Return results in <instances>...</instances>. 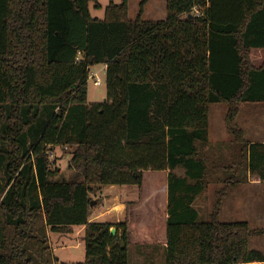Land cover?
I'll list each match as a JSON object with an SVG mask.
<instances>
[{
    "label": "trees",
    "instance_id": "obj_1",
    "mask_svg": "<svg viewBox=\"0 0 264 264\" xmlns=\"http://www.w3.org/2000/svg\"><path fill=\"white\" fill-rule=\"evenodd\" d=\"M90 3L101 8L97 0H0V264H68L48 233L76 227L85 254L74 264H129L115 225L90 221L91 194L140 189L148 170L167 171L166 211L146 227L147 238L164 231L166 264H264L250 248L262 231L218 213L201 221L196 208L211 164L225 184L264 183V143L237 125L242 105L264 103V63L251 61L264 49V0H167L164 21L142 12L131 20L128 0L111 1L101 20ZM99 64L107 99L89 104L90 68ZM213 104L228 105L232 136L217 165L207 149ZM56 148L71 151L70 178L52 167ZM128 226L116 225L124 244Z\"/></svg>",
    "mask_w": 264,
    "mask_h": 264
},
{
    "label": "rangeland",
    "instance_id": "obj_2",
    "mask_svg": "<svg viewBox=\"0 0 264 264\" xmlns=\"http://www.w3.org/2000/svg\"><path fill=\"white\" fill-rule=\"evenodd\" d=\"M97 1L101 8L96 9L95 3H90V12L92 17L101 20L105 18L106 9L111 1L116 5L122 3V0ZM142 2L146 4L141 6ZM166 4L167 0H128V17L135 20L142 12L143 20L164 21L167 17ZM253 53L252 51V65L259 66L262 64V57L259 53ZM91 73L97 74L103 84L95 86L94 81L88 79V103H103L107 99L106 66L94 65L91 67ZM227 111V104L210 106V143L207 149L211 159L215 160V165L224 162L215 159L217 155L227 162L231 153L226 150L228 144H225L232 139L225 120ZM237 125L246 131L248 140L255 139L256 133L264 131V103L242 105ZM70 152L61 148L50 152L52 167L59 169L60 177L70 178L75 173L69 168ZM209 167V184L196 201L200 220L208 221L214 213H218V219L222 222H249L252 229L262 231L251 238L250 248L264 253V183L256 186L250 182L253 178L251 177L241 185H228L222 180L224 172L215 171L212 164ZM177 174H182V171L178 170ZM166 185L167 171L148 170L143 173L140 189L137 185H116L98 189L91 194L94 203L91 206L92 221H108L114 224L112 229H116L118 238L116 243H123V231L118 230L116 225L128 223L129 239L125 247L129 252V264H166L167 240L164 231L160 234H152L150 238L146 236L147 225H153L158 213L166 211L168 192ZM132 225H135V228ZM82 231V228L76 227L69 235L59 236L48 233L54 255L59 256L63 261L66 260L65 263L68 264L82 262L85 253V246L81 240Z\"/></svg>",
    "mask_w": 264,
    "mask_h": 264
},
{
    "label": "crops",
    "instance_id": "obj_3",
    "mask_svg": "<svg viewBox=\"0 0 264 264\" xmlns=\"http://www.w3.org/2000/svg\"><path fill=\"white\" fill-rule=\"evenodd\" d=\"M255 54L256 53H259V55L262 57V64L264 63V49H253L252 50ZM260 60V59H259ZM262 64H260L259 66L257 67H260ZM227 131V130H226ZM245 131V130H244ZM246 132V131H245ZM255 135V134H254ZM256 138L255 139H249L251 142L255 143V142H259V143H264V131L260 132V133H256ZM247 137V136H246ZM251 178V177H250ZM250 182L251 183H254L256 184V186L258 185H261V181L259 180L258 177H253L250 179ZM263 184V183H262ZM167 186V191H168V184L166 185ZM113 187V186H112ZM167 195H168V192H167ZM93 218H90V221H92ZM79 244H81L80 242H78ZM166 248V246H165ZM85 254V253H84ZM59 257V256H58ZM60 258V257H59Z\"/></svg>",
    "mask_w": 264,
    "mask_h": 264
},
{
    "label": "built area",
    "instance_id": "obj_4",
    "mask_svg": "<svg viewBox=\"0 0 264 264\" xmlns=\"http://www.w3.org/2000/svg\"><path fill=\"white\" fill-rule=\"evenodd\" d=\"M80 60V59H79ZM92 79L94 81L95 86H101L103 84L102 79L97 76L95 73H91V68H90V74H89V79ZM256 264V263H255Z\"/></svg>",
    "mask_w": 264,
    "mask_h": 264
},
{
    "label": "water",
    "instance_id": "obj_5",
    "mask_svg": "<svg viewBox=\"0 0 264 264\" xmlns=\"http://www.w3.org/2000/svg\"><path fill=\"white\" fill-rule=\"evenodd\" d=\"M190 17H192V15H190ZM94 203H91V206L93 205ZM116 229H111V234L114 236V235H116ZM117 240H118V238H117ZM122 248L124 249L125 248V244L124 243H122Z\"/></svg>",
    "mask_w": 264,
    "mask_h": 264
}]
</instances>
